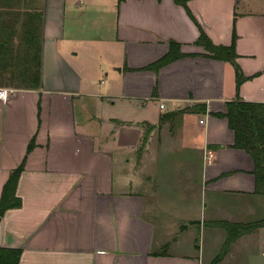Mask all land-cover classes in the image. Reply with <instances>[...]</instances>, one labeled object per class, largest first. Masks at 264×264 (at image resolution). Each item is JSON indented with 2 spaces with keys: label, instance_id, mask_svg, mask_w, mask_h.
<instances>
[{
  "label": "crops",
  "instance_id": "crops-1",
  "mask_svg": "<svg viewBox=\"0 0 264 264\" xmlns=\"http://www.w3.org/2000/svg\"><path fill=\"white\" fill-rule=\"evenodd\" d=\"M37 2L42 85L0 100V198L27 156L22 206L3 216L0 247L20 249V264H204L202 237L222 248L217 223L227 222L258 225L231 245L227 264H264L255 164L218 116L229 102L264 104V0H191L193 18L174 0ZM234 22L239 67L246 77L262 73L239 93L234 66L196 44L201 28L215 45H231ZM171 41L185 57L142 70ZM101 74L107 82L97 87ZM181 225L196 231L197 252L167 250L186 240Z\"/></svg>",
  "mask_w": 264,
  "mask_h": 264
},
{
  "label": "trees",
  "instance_id": "trees-1",
  "mask_svg": "<svg viewBox=\"0 0 264 264\" xmlns=\"http://www.w3.org/2000/svg\"><path fill=\"white\" fill-rule=\"evenodd\" d=\"M125 0H119L123 2ZM192 16L188 3L191 0H174ZM44 12L36 6V0H0V88L18 90H38L42 85ZM237 33L234 30L231 45H215L200 28L197 45L204 48L206 57L227 62L234 66L236 91L241 86L262 73L246 77L237 63L239 58L236 45ZM180 44L171 41L166 56L142 70L158 72L161 68L184 58ZM204 110L205 105H202ZM227 118L229 128L234 132V148L246 151L255 164L256 192L264 196V104L233 101L226 104V113L218 115ZM35 148L31 140L27 155ZM26 159L9 176L0 198V222L8 210L18 209L22 200L16 196L18 182L25 169ZM192 224H200L195 222ZM206 224V223H205ZM224 229L226 239L223 247L212 264H219L227 256L231 245L242 235L253 232L258 225L217 223ZM183 230L187 225L182 226ZM153 252V256H164ZM22 251L0 247V264H20Z\"/></svg>",
  "mask_w": 264,
  "mask_h": 264
},
{
  "label": "rangeland",
  "instance_id": "rangeland-1",
  "mask_svg": "<svg viewBox=\"0 0 264 264\" xmlns=\"http://www.w3.org/2000/svg\"><path fill=\"white\" fill-rule=\"evenodd\" d=\"M36 4H38L37 0H36ZM110 34L111 35L113 34V29L110 30ZM101 58L103 59V61H106L108 64L111 60H113L114 57H110L109 55H106L105 57H101ZM98 59L100 61V58H98ZM88 66L92 67L89 63H88ZM101 82H104V84L107 82L106 76H104L102 74L98 75V77L96 79V86L100 87ZM148 136L149 135L147 134V137ZM193 196L195 197V193H193ZM183 201L186 202L187 200H182V202ZM187 202H189L190 205H192V203H193V207L196 206L195 200L194 201H187ZM183 232H184V230H183L182 225H181L180 226V234H184V235L187 234V235H185L186 240L183 242L182 246H175L174 245V248L169 246L170 245L169 244L168 245L169 247H167L168 248L167 250H169L170 253L179 254V255H189V254H192L194 252H197L196 251L197 249L195 248V245H196L195 241L197 238L196 231L193 230L190 233H187V232L183 233ZM158 234H160V232H158ZM212 234H214V233H212ZM204 237H206V235L202 237V240H201L202 243H200L201 244V250L200 251H201L202 257L204 259V264H212L220 252L222 242L220 243V245L218 247H216V246L213 247L214 245L211 244V240H210V242L208 240L206 242H204V240H203ZM173 242H174V240L171 243H173ZM219 264H227V256L224 257V259Z\"/></svg>",
  "mask_w": 264,
  "mask_h": 264
},
{
  "label": "built area",
  "instance_id": "built-area-1",
  "mask_svg": "<svg viewBox=\"0 0 264 264\" xmlns=\"http://www.w3.org/2000/svg\"><path fill=\"white\" fill-rule=\"evenodd\" d=\"M11 93H12V90L0 88V100L6 101L9 98ZM160 107L163 110L165 109L164 105H161ZM200 123L203 124L204 122L201 121ZM204 159L207 162V164L210 165L213 162L214 153L211 150H206Z\"/></svg>",
  "mask_w": 264,
  "mask_h": 264
}]
</instances>
